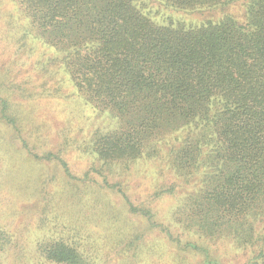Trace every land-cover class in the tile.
<instances>
[{
	"label": "trees",
	"instance_id": "16d2710c",
	"mask_svg": "<svg viewBox=\"0 0 264 264\" xmlns=\"http://www.w3.org/2000/svg\"><path fill=\"white\" fill-rule=\"evenodd\" d=\"M15 2L29 20L23 38L33 34L86 103L114 116L92 139L99 164L86 176L165 158L177 180L156 196L185 192L168 225L123 193L131 212L167 235L174 260L223 264L211 246L230 241L264 264V0ZM237 3L244 20L228 11ZM8 110L4 99L1 117L16 127ZM13 237L0 228V249ZM138 239L127 237L126 248ZM36 247L55 264H93L64 239Z\"/></svg>",
	"mask_w": 264,
	"mask_h": 264
},
{
	"label": "rangeland",
	"instance_id": "374dc122",
	"mask_svg": "<svg viewBox=\"0 0 264 264\" xmlns=\"http://www.w3.org/2000/svg\"><path fill=\"white\" fill-rule=\"evenodd\" d=\"M228 11L244 20L239 3ZM28 23L15 0H0V228L14 236L10 250L0 249V264H55L36 247L49 239L74 244L93 264H202L200 256L181 254L185 260H174L176 249L167 235L149 227L126 201L125 194L135 205L152 209L157 221L171 222L185 192L156 196L177 180L165 158L86 176L99 164L92 139L113 125L114 116L86 103L33 34L23 38ZM4 99L16 127L1 117ZM107 183L115 187L106 188ZM127 237H139L133 249L126 248ZM211 247L223 264H255L250 248L230 241Z\"/></svg>",
	"mask_w": 264,
	"mask_h": 264
}]
</instances>
